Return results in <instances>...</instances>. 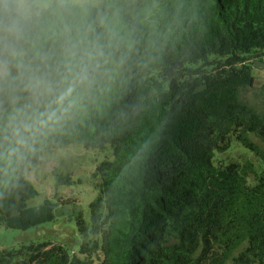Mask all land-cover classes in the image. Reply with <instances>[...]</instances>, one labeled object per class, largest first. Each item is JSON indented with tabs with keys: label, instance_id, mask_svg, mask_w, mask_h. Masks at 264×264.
<instances>
[{
	"label": "trees",
	"instance_id": "trees-1",
	"mask_svg": "<svg viewBox=\"0 0 264 264\" xmlns=\"http://www.w3.org/2000/svg\"><path fill=\"white\" fill-rule=\"evenodd\" d=\"M11 2H0V23ZM16 43L24 69H11L14 90L0 79V226L53 221L55 202L28 204L38 192L26 172L76 134L86 148H112L95 167L89 204L99 264H264V173L250 186L238 164L214 163L232 137L264 161L251 138L264 144V82L260 109L239 96L254 82L243 61L264 52V0H54L29 17ZM8 60L0 31V66ZM82 60L90 78L79 102L31 150L10 156L14 109L43 110L47 88ZM215 65L230 67L199 76ZM56 183L71 179L58 174ZM44 246L26 245L23 260L0 250V264H90Z\"/></svg>",
	"mask_w": 264,
	"mask_h": 264
},
{
	"label": "rangeland",
	"instance_id": "rangeland-1",
	"mask_svg": "<svg viewBox=\"0 0 264 264\" xmlns=\"http://www.w3.org/2000/svg\"><path fill=\"white\" fill-rule=\"evenodd\" d=\"M54 0H29L34 5L33 13L49 7ZM68 4L94 3V0H60ZM250 67L254 78L253 85L239 92L242 100L255 108H261L259 87L264 82V52L258 51L247 56L243 64ZM241 62L232 65L234 69L241 66ZM230 66L205 67L200 70L202 75L214 74ZM193 78V77H192ZM191 78V79H192ZM190 79V80H191ZM198 90L203 86L197 87ZM251 138L264 148V144L251 135ZM112 159V148L107 145L103 150L86 148L78 141L76 134H69L66 140L53 147L48 154L43 155L42 165L26 172L27 179L34 186L38 195L29 200V205H36L43 200H52L57 207L53 221L31 227L25 230L9 229L0 226V250H15L18 260H23L25 246L45 244L44 248L60 245L70 254L78 255L90 264H99L102 255L99 250L100 234L95 233L90 221L89 204L98 194L95 167L102 161ZM214 163L227 165L236 163L247 171V184H255V176L264 173V161L242 146L233 137L230 146L215 152ZM69 175L70 184H57L56 175ZM80 220L85 233L80 231L77 223ZM80 247L84 253L80 252ZM227 264H231L230 261Z\"/></svg>",
	"mask_w": 264,
	"mask_h": 264
},
{
	"label": "clouds",
	"instance_id": "clouds-1",
	"mask_svg": "<svg viewBox=\"0 0 264 264\" xmlns=\"http://www.w3.org/2000/svg\"><path fill=\"white\" fill-rule=\"evenodd\" d=\"M2 2V0H0ZM34 5L29 0H12L3 5L6 24L0 23V31L6 34L8 62L0 66V79L8 77L7 86L14 90L17 77L12 76L11 69H24L18 60L23 55L17 47V41L22 34L26 21L32 15ZM91 58V54H86ZM69 76L57 88H47L48 102L43 110H35L27 114L23 109H14V114L8 123L9 155L22 156L31 150L32 144L38 136L57 124L65 114L79 102V88L90 78L89 67L84 60L75 68L69 69Z\"/></svg>",
	"mask_w": 264,
	"mask_h": 264
}]
</instances>
